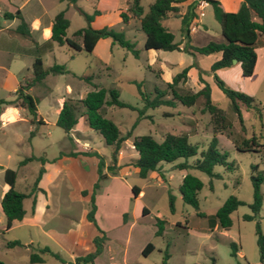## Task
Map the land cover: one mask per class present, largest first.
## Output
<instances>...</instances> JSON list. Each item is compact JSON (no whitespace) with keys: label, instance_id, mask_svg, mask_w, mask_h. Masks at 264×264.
<instances>
[{"label":"rangeland","instance_id":"374dc122","mask_svg":"<svg viewBox=\"0 0 264 264\" xmlns=\"http://www.w3.org/2000/svg\"><path fill=\"white\" fill-rule=\"evenodd\" d=\"M152 1L140 0L143 13L147 11ZM96 2L97 0H75L74 3L68 4L66 0H0V22L3 21L1 16L3 13L13 12V8L16 7L27 23L36 15L40 16L42 22H46L51 20L55 13L63 10L68 20L65 36L72 37L75 30L86 26L80 10L91 14L98 7L101 13L93 23H90L91 27L110 26L122 31L124 37L132 41L130 31L113 10L114 0ZM203 12L202 22L206 25L210 40L215 41L214 36L220 32L219 25L213 18L210 7H205ZM15 20L13 19L14 22ZM10 21L11 19H7L5 23ZM131 23L132 26H137V21ZM162 23L170 29L174 40L180 39L182 33L179 34V19L169 18ZM133 36L135 47L140 51L138 58L116 43H112L107 37L101 38L91 53L83 50L74 51L66 44L55 43L44 52L41 56L43 68L47 69L51 64L57 63L63 65L66 72L48 73L41 86H33L28 91L35 101L36 112L43 123H30V114L25 109H16L18 118L0 125V189L3 183V170L9 168L15 171L14 188L21 192L29 190L42 164L39 160L33 159L19 165V161L24 157L33 155L51 162L62 150L75 148L72 142L66 140L64 131L55 124L57 115L55 102L59 98L62 100L67 97L74 100L81 98L85 92L93 88L92 84L104 88L115 87L119 99L130 104L132 108L104 105L100 112L116 125L121 135L126 132L130 135L122 142L120 149V162L123 167L116 169L115 175H107V178L99 180L94 195L95 222L108 238L98 261L101 264H160L166 254L164 264H264V261L261 262L258 258L255 243L256 221L260 231L264 233V112L257 117L252 110H245L244 106L240 105L242 114L240 126L229 100L214 87L211 90V99L230 123L224 132L215 135L217 148L227 154L226 159L232 163V168L225 169L222 165H214L211 176L194 168L179 169L176 167L177 164L192 163L211 139L212 125L209 115L201 110V96L188 107L176 101L173 105L143 107L136 86L130 81H141L142 89L149 97H152L155 85L165 92L164 99L170 98L164 83L155 79L147 68L148 63L158 76L155 68L159 66V62L155 61V53L166 52L152 49L145 52L142 49L143 33L138 30ZM17 37L18 41L23 40L27 43V39ZM167 56L177 63L175 72L180 71L189 62L199 63L202 67L207 66V60L203 55L191 56L171 52ZM152 57L153 60L150 61ZM31 61L32 57L29 55L10 59L12 74L3 77L0 73V98L11 97L9 92L14 84L22 82L29 76ZM203 74L209 76L206 72ZM87 76L91 78L86 82L83 78ZM194 80V77L188 78L185 75V78L178 82L177 89L182 92H195ZM229 80L231 84L229 87L240 92H243L246 83L249 87L256 86L253 97L256 101L264 103V73L261 71L252 78L241 76L239 70L236 73L233 71ZM65 85L70 87L71 93H65ZM168 133L185 134L188 142L196 146L195 155L186 159L177 158L171 162H159L145 177H139L132 164L136 152L131 147V139L139 135H149L160 142ZM74 135L78 136L80 144L85 142L92 150L97 151L107 164L110 163L112 147L104 144L101 136L88 128L81 116H78ZM253 137L254 144L251 143ZM242 140L247 141L248 146L245 147L247 150L236 149V145H242ZM91 161L78 158L76 162L80 166L79 173L74 172L75 176L70 179L62 177V174L57 178L51 177L52 181L47 186L49 210L46 213L51 217V224H55V231L73 228L78 218L83 215V211L87 210L91 187L96 181V169ZM253 166L256 167L255 170H252ZM102 172H106L105 167L102 168ZM186 173L199 179L202 184L197 192V208L183 203L180 198L178 186ZM52 174L53 171L50 169V176ZM251 174L261 176L259 190L262 199L256 218L245 220L243 215L251 213L249 208L252 202ZM131 187L139 189L135 197ZM83 190L86 194L81 193ZM169 196L172 197V210L168 204ZM228 196H234L241 204L229 213L230 226L223 229L217 226L215 212ZM29 201L30 199L26 197L23 204L27 206ZM142 208H145L146 214H142ZM123 213L125 223L121 222ZM155 218L165 221L162 234L159 236L154 235ZM4 225L5 218L0 211V260L5 264H63L48 254L42 255L41 262L29 263L28 255L30 251H35L36 241L41 247L43 244L46 245L65 262H73L75 257L84 255L83 245L76 246L72 255L62 247L58 249L59 247L35 226L16 223L5 229ZM93 230L94 226L89 222L82 227L84 232L90 233ZM30 237L33 239L32 243ZM12 240L19 241L21 245L4 246L7 241ZM147 242L152 243L153 249L143 256L140 251ZM232 242L236 245L234 256L230 254Z\"/></svg>","mask_w":264,"mask_h":264},{"label":"trees","instance_id":"16d2710c","mask_svg":"<svg viewBox=\"0 0 264 264\" xmlns=\"http://www.w3.org/2000/svg\"><path fill=\"white\" fill-rule=\"evenodd\" d=\"M68 3H74L75 0H66ZM211 7L213 18L219 25L220 34L223 41H208L201 46H192L188 43L189 29L196 18L193 11L194 4L189 3L186 6L185 12L181 15L178 14V0H153L143 13L139 0H128L124 10L118 12L120 21L125 24L129 19H136L138 21V28L144 34L142 49L148 50H177L187 53L191 56L208 55L219 53L218 59L213 61L208 71H204L196 66L195 62L183 67L180 71L175 73L170 82L164 83L165 89L170 93V98L164 99L165 92L157 86H153L152 97H149L142 89V82L131 80L135 84L138 96L143 103L144 108H154L159 105H173L174 101L179 102L184 106H191L195 100L202 97L201 110L209 115V120L212 125V136L206 148L199 152V157L192 163H179L176 165L179 169L194 168L208 175L212 174V167L214 165H222L225 169H231L232 163L227 161V154L224 151H219L217 148L216 134L224 132L230 126V123L225 119L220 108H218L212 101L210 96V88L206 81L201 77L204 72L211 75L212 82L224 97L229 100L230 107L234 112L238 124L241 126L242 115L240 105L244 106L245 110H252L257 117L261 116L264 106L256 99L243 92L234 90L225 84L214 71L219 68H225L232 65V59H235L240 67V74L244 77L250 76L253 71L256 54L255 46L257 36L264 31V0H240L239 6L234 12H226L222 10L218 0H203ZM86 21V26L75 30L72 37L65 36V29L68 26V20L64 16L63 10L58 11L51 19L49 24V36L41 43H32L26 52L32 56L31 74L29 77L24 78L22 83L18 84L14 90L13 96L7 99H0V110L4 106H14L25 109L31 116L30 123H42L41 117L36 112L35 101L29 94L28 89L32 86L42 85L43 79L48 73L61 74L66 72L63 65L53 63L47 69L42 67L41 56L45 51L52 47V44L57 45L66 44L74 51H85L91 53L96 41L101 38H109L112 43H116L121 48L129 52L133 57H139V50L135 47V43L124 37V33L120 30H115L110 26H103L101 28H93L90 23L100 11L94 9L91 14H86L81 11ZM180 17V32L184 38V43L179 48L177 42L173 41V35L160 21L167 16ZM4 18L12 19L17 18L18 23L14 27V32L21 37H29V31L26 23L22 20L19 11L16 9L14 12L3 13ZM189 66H192L197 71V80L201 83V87L195 92H182L177 89V84L185 78L186 71ZM149 70V66L147 65ZM158 73V71H156ZM81 78V77H79ZM90 76L83 79L87 82ZM93 88L87 91L81 99L66 98L57 112L55 124L60 127L65 134L67 141L72 142L69 136L70 129L76 124L78 116L83 117L84 122L88 128L96 131L102 138L104 144L112 147L110 153V163L105 164L103 157L96 151H68L67 155L75 156L77 154L93 155L97 159L96 163V181L92 184L89 194V204L85 213V219L93 224L97 234L91 239L92 250L82 256L74 258L73 262H65L60 256L51 251L48 247H35V251H30L28 255L29 263H38L42 261V255L48 254L57 259L63 264H97L94 258L101 252L103 243L106 236L101 230L94 218L95 204L94 195L99 186V180L107 178V175H115L118 165H116L117 154L121 149L122 142L129 137V132L121 135L116 125L108 118L104 117L100 109L106 106L127 107L132 108L130 104L119 99L118 91L115 87L104 88L92 84ZM31 132V131H30ZM254 138L251 143L254 144ZM242 145H236V149L240 151L247 150L248 146L246 140L241 141ZM264 144V143H263ZM259 146V145H257ZM131 147L136 152V158L132 161L133 166L136 168L139 177H145L147 172L154 170L159 162H171L177 158H184L193 156L196 153V146L189 143L187 136L182 133L166 134L164 138L157 142L149 135H139L131 139ZM60 154H63L60 152ZM39 160L43 164L44 159L30 155L24 157L19 161V165L24 164L30 160ZM105 167L106 172H102ZM256 167L253 166L252 170ZM43 169L39 168L31 187L27 192H21L14 188L15 171L9 168L3 170L2 179L8 185L7 190L0 198V209L5 218V229H8L12 222L20 220L24 215L22 207V200L31 196L35 191L40 190L36 187L37 181ZM252 184V202L249 204L251 213L244 214L243 219H255L261 204L262 194L259 190V183L261 176L259 174L250 175ZM202 184L199 179L186 173L182 176L181 182L178 186L180 198L183 203L197 208V192ZM133 197H135L139 189L131 187ZM86 194V191H81ZM168 204L172 210V197H168ZM241 202L234 196H228L215 212L217 226L226 229L230 226L229 213L232 212ZM34 205V196L31 199V210ZM142 214H146L145 208H142ZM125 213L122 214V221H125ZM164 220L155 218L154 224L156 226L154 235L159 236L162 234ZM255 243L258 251V258L261 262L264 261V233H262L258 226V221L255 222ZM21 245L19 241L12 240L5 243V247H13ZM232 256L235 255L236 245L230 243ZM153 249L150 242L145 243L142 247L140 254L145 256ZM166 254L164 255L160 264H164ZM0 264H5L0 260Z\"/></svg>","mask_w":264,"mask_h":264},{"label":"crops","instance_id":"0c3cea01","mask_svg":"<svg viewBox=\"0 0 264 264\" xmlns=\"http://www.w3.org/2000/svg\"><path fill=\"white\" fill-rule=\"evenodd\" d=\"M127 1L128 0H114L115 6H114L113 10L116 12L117 16H118V12L120 10L125 9ZM139 2H140V0H139ZM218 2H219L220 7L222 8V10H224L226 12H234L237 10L239 3H240V0H218ZM96 3H98V0ZM189 3L194 4L193 11L196 14V18L193 20V22L190 26V29H189L188 43L192 46H201L211 39L210 34L207 32L206 25L202 22V19H201V17L204 15V12H203L204 8L210 7V5L203 0H178L176 5L178 6V14L179 15H181L185 12L186 6ZM16 9L19 11L18 7H16V8H13V12ZM95 9L101 11L100 9H98V7H96ZM210 9H211V7H210ZM19 13H20V11H19ZM1 16H2L3 21L0 22V73H2L3 77H6V76L12 74L10 64H9L11 58L20 57L23 55L31 56L30 54H28L26 52V50L32 46V43L35 42V43L39 44L48 38V36H49L48 28H49V24H50L51 20H48L46 22H42L39 18L40 16L36 15L32 18L30 23H27L23 20L22 15L20 14L22 20L26 23V25L28 27V31H29V37L28 38L22 37V38L27 39V43H26L23 40L18 41V39H16V38H18L17 36H20V35L15 33L13 29L16 26V24L18 23V19L12 18L10 22L5 23V21L7 19L4 18L3 14ZM169 18H177V19H179V23H180V17H173L172 15L167 14V16L160 21L161 25L163 27H165L169 32H171L170 29L165 24L162 23L163 20H166ZM13 19H16L15 22L13 21ZM134 20L137 21L136 19H129L127 21V23L123 24L124 26H126L128 28V31H130L132 41H133V39H135V36H133V33L137 32L139 30L138 21H137V26H135V27L132 26L131 22ZM93 22H94V20L91 23H93ZM200 27L203 29L201 30ZM179 34H181L180 24H179ZM35 35H37V36H35ZM214 37H216L215 41H218V42L223 41V37L221 36L220 32L216 33V35ZM99 40L100 39H98L96 41L92 51H94L95 46H96L97 42H99ZM143 40H144V34H143ZM173 41L179 43L178 46H179V48H181V46L184 43V38L181 34L180 39L174 40V36H173ZM142 43H143V41H142ZM148 50H150V49H148ZM144 51L146 52L147 50H144ZM162 51H165V50H162ZM254 51L256 54V59H255L252 74L250 76H247L248 78H252L253 76H256L257 72H260V71L262 73H264V31H262L257 36L256 46H255ZM165 52L166 53H155L156 54L155 61L159 62V66H157L155 68V69H157L156 71H158V73H157L158 76L155 75V72H154L155 70H153V68H151L150 65L147 63V65L149 66V71L153 73V77H155V79L159 80L162 83L170 82L171 77L175 73H177V72H175V67H177V63L173 62V60L171 58H169L167 56V54H170L171 52L184 53L182 51H177V50H171V51H165ZM185 54H187V53H185ZM139 55H140V52H139ZM157 56H160V58ZM219 56H220L219 53H213V54L205 55L204 57L207 60V62H206L207 66L202 67V66H200L199 63H196V66L205 71L206 69L209 68L210 64L213 61H215L216 59L219 58ZM152 60H153V57L150 59V61H152ZM191 63L192 62H189L185 66H188ZM238 70L240 72L239 64L237 62H235V63H232V65L229 67L216 69L214 71V73L221 80H223L226 85L231 86V84L229 82L230 81L229 76L232 75L233 71L236 73ZM30 74H29V76H30ZM29 76H27V77H29ZM186 76L188 78L194 77L195 87H196L194 91H197L201 87V83L197 80L196 69L192 66H189L187 71H186ZM201 77L204 81H206L208 83L209 88H210V96H211V90L214 87H216L214 85V83L212 82L211 75L209 74V76H205L204 74H201ZM20 83H22V82H16L14 84V86L12 87L11 91L9 92V94H11V97L13 96L14 90L16 89L18 84H20ZM178 86L179 85H177V87ZM32 87H30L29 89H31ZM29 89H28V91H29ZM69 89H70V87L68 85H65V93H71V91L69 92ZM256 89H257L256 86L254 88L249 87L248 83H246L245 88L242 91L244 93L251 95V96H254V92L256 91ZM8 98H10V97H8ZM67 98H70V97H67ZM81 98H77V99H81ZM0 99H7V98L1 97ZM70 99H73V98H70ZM63 100H62V98H59L58 101L55 102L56 114H57ZM258 102H260V104L262 106H264V103H262L261 101H258ZM16 109H22V108L14 107V106H4L0 110V125H3L7 122H10L11 120H13L15 118H18ZM262 112H264V109L262 110ZM77 124H78V118H77L76 124L70 129V132H69V136L71 137L72 143L75 147V148H72L71 151H87V150L95 151V150H92V148H90L89 146H87L85 142L80 144L79 140L77 138L78 136H76V135L73 136V133L76 130ZM30 131H32V130H30ZM68 151H70V150H67V151L62 150L61 152L63 154H59L58 157L51 162L44 159V162H43L42 167H41L43 169V171H42V173H41V175L37 181V184H36V187L40 190H37L31 196L28 197L30 199V201H29L27 206H25L23 204L24 199H26V198H24L22 200V207L24 209V215L20 220L13 221L10 227H12L16 223L26 224L28 226H35V227H37V229L39 230L40 233H42L45 237L51 239L53 241V243L55 245H57V247H59L58 249H60V247H62L63 249H66L67 251H69L73 255L76 246L83 245V250H84L83 253L85 254V253L92 250L91 239L94 235L97 234L95 227H94V230L91 231L90 233L82 231L83 225L87 224V222H88L85 219V213L87 210L83 211V215L78 218V222L74 224L73 228L67 227L66 230H59V231L54 230V228H56V226H55V224H51V217H50L49 213H46L49 210V208H48L49 201L47 199V197H49V194L47 191V189H48L47 186H48V183L52 181V178L54 176H56V178H57V176L59 174H62V177L64 176L68 179H70L72 176H75L74 172L79 173V170H80V166L76 162V160L78 158L84 159V160L85 159H91L92 160L91 161L92 166H94L96 169L97 159L95 156H93V155H82V154H77L75 156H69V155L65 154ZM120 159H121V151H119V153L117 154V161H116V165H118L117 169H120L121 167H123L122 163L120 162ZM66 161H68V162H66ZM104 163L107 164L105 161H104ZM50 169L53 171V174L51 176H50ZM125 173H127V172H125ZM14 183H15V180H14ZM7 188H8V185L6 183H4V181H3L2 185H1V189H0V198H1L2 194L7 190ZM33 196H34V205H33V209L31 210V199ZM0 211H1V209H0ZM1 214H3L2 211H1ZM121 222L125 223L126 220L123 222L121 219ZM49 223L51 225H48ZM29 240H30V243H32L33 239L31 237L29 238ZM67 240H69V241H67ZM107 242H108V238L106 236V240L103 243L102 250L105 246V243H107ZM36 245H37L36 247H41V244L38 241H36ZM42 246H46V245L43 244ZM100 254H101V252L94 258V262H98V264H101L98 261V257Z\"/></svg>","mask_w":264,"mask_h":264},{"label":"water","instance_id":"95a60500","mask_svg":"<svg viewBox=\"0 0 264 264\" xmlns=\"http://www.w3.org/2000/svg\"><path fill=\"white\" fill-rule=\"evenodd\" d=\"M232 63H235L236 62V60L235 59H232V61H231Z\"/></svg>","mask_w":264,"mask_h":264}]
</instances>
